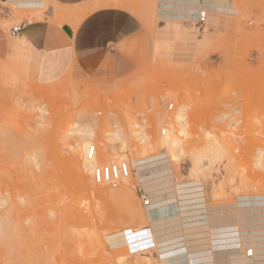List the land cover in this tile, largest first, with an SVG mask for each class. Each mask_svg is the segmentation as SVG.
Listing matches in <instances>:
<instances>
[{
	"label": "rangeland",
	"instance_id": "rangeland-1",
	"mask_svg": "<svg viewBox=\"0 0 264 264\" xmlns=\"http://www.w3.org/2000/svg\"><path fill=\"white\" fill-rule=\"evenodd\" d=\"M123 1L90 0V4ZM251 2L236 5L235 25L217 36L194 21L189 27L167 22L163 32L155 27L149 45L142 44L143 38L127 45L137 69L126 77L71 73L42 83L35 75L36 56L30 49L15 44L16 50L6 44L0 47V231L8 228L0 234V264L214 260L208 224L186 228L187 243L179 236L172 240L173 249L161 247L164 260L157 256L146 263L131 254L126 229L150 226L141 215L147 213L144 188L137 181L129 185L133 203L141 208L133 213L126 208L130 203H107L96 197L80 182L70 160L69 146L78 138L72 131L75 123L95 130L97 165L116 163L126 159L104 160L119 153L121 143L111 135L116 126L130 147L123 153L128 159L152 154L163 136L161 130L170 134L168 119L184 105L182 153L169 154L172 181L180 184L179 189L197 182L211 214H238L225 228H235L239 221L264 230V2ZM16 18L31 16L21 12ZM0 23L6 30L5 21ZM7 36V44L19 39L8 32ZM170 103H174L171 110ZM174 125L173 136H179L180 126ZM145 135L149 138L141 141ZM86 176L97 183L93 173ZM122 184L105 187L109 191ZM15 218L21 224L13 223ZM12 223L23 225L18 227L23 230Z\"/></svg>",
	"mask_w": 264,
	"mask_h": 264
},
{
	"label": "crops",
	"instance_id": "crops-1",
	"mask_svg": "<svg viewBox=\"0 0 264 264\" xmlns=\"http://www.w3.org/2000/svg\"><path fill=\"white\" fill-rule=\"evenodd\" d=\"M251 1L174 0L167 6L169 1L165 0H125L94 6L90 0H0V20L8 26L5 30L0 23V47L6 44L13 50L15 44L30 49L36 56L35 75L42 83L71 73L126 77L137 69L136 59L127 54V45L142 38V44L149 45L155 27L163 32L167 22L176 21L189 27L191 22L197 23L205 7L208 18L204 27L217 36L235 25L239 14L236 5ZM21 12L31 19L18 21L16 14ZM17 22L23 25L19 39L7 44L9 25Z\"/></svg>",
	"mask_w": 264,
	"mask_h": 264
},
{
	"label": "bare ground",
	"instance_id": "bare-ground-1",
	"mask_svg": "<svg viewBox=\"0 0 264 264\" xmlns=\"http://www.w3.org/2000/svg\"><path fill=\"white\" fill-rule=\"evenodd\" d=\"M165 1H169L166 4L167 6H171V2H173L174 0ZM202 6L204 5H201V7ZM202 9L206 10L205 7H203ZM185 107L186 105L182 106L179 113L172 115L168 119V123L166 124L170 128V134H166L167 130L165 129L163 136L160 138V141L158 142L157 146L155 147V151L152 154L136 155L133 156L132 159H128V156L123 153L125 150H129L130 147L126 144V141L122 134V130L117 126L114 128V132L111 135L113 137V140H118L121 143L118 150L119 153L111 154L104 160L110 162L111 160H129L132 167V174L131 176L123 180V184L120 187L109 189V191L105 187V185L108 183L97 182L95 180V183L97 182L96 185L91 181L90 178L86 176V172L92 173L94 166L99 162V155H96V157H94V159L92 160H89L87 158V151L89 147L93 145L92 142L96 137V132L92 127L88 125L80 126L75 123L72 126V131H74L78 135V138L75 140L74 144H70L69 149L72 153V157L70 160L79 173L80 182L84 184L88 189H90L96 197L106 201L107 203L117 202L114 200H123L127 202L126 205L130 203V205H127L130 207L126 208L131 209V212L133 213H139L141 208L140 205L136 202L133 203V201H135L134 192L130 189L129 185L133 181H137L144 188L148 198H150V204L146 207L147 213H142L141 215L143 219H145V221L150 222V226L146 229L127 228L125 233L127 235L130 253L140 256L142 258V261L146 263L152 262L153 258H156L157 256L163 259L164 251H162L163 248L161 247L167 246V249H165V251L173 249L170 248V246H172V240H174V238L176 237H182L183 242L187 243L188 240L185 236L186 228L191 227L195 224H208L209 226H211L213 254L215 257L212 261L196 264H264V237L261 236L264 230L260 228V225L251 224L252 226L249 227L250 224L241 225L239 221H237V227L225 228L224 226H231L229 224L234 222L232 221L234 219L231 220L230 217L238 218V214H211L208 207L204 203H202V192L199 189L197 182L190 183L192 186L191 188L179 189L180 184H175L172 181V176L170 174L169 154L171 152H175L178 154L182 153L180 135L184 136L186 131ZM175 123L180 126V129L177 131L179 136H173V134L176 132V127L174 125ZM150 133L152 135L155 134V132ZM138 134L142 135V132H138ZM148 138L149 136L145 135L140 137L139 139L141 141H144ZM176 200H178V202H176ZM175 202L176 204L178 203L177 207ZM254 208L256 209V207ZM239 211H241V209ZM255 216L258 217L259 215L255 214ZM12 222L18 223L19 220L18 218H15ZM13 223V227L16 228L17 226H15ZM19 224H21V222H19ZM19 224L16 225H18V227L23 226ZM18 227L16 229L20 231L21 228L19 229ZM0 228L2 229V227ZM247 228L250 229L247 230ZM227 230L231 232L225 233L224 231ZM2 231H4L5 233L6 231H8V228L6 229V231ZM2 231H0V234L4 235L2 234ZM246 233L247 235H245ZM91 239H93V237ZM250 248L254 250L252 256H248L247 254Z\"/></svg>",
	"mask_w": 264,
	"mask_h": 264
},
{
	"label": "built area",
	"instance_id": "built-area-1",
	"mask_svg": "<svg viewBox=\"0 0 264 264\" xmlns=\"http://www.w3.org/2000/svg\"><path fill=\"white\" fill-rule=\"evenodd\" d=\"M208 13L207 10L201 9L199 12V17L197 21V25L201 28L207 22ZM23 29V25L19 22L10 24L9 32L12 36L20 35ZM174 103L169 104V110L173 109ZM162 133L165 132V129L161 130ZM97 155V146L95 144L91 145L87 151V158L89 160L94 159ZM93 177L97 182H106L110 186L116 187L120 185L124 179L128 178L132 174V167L130 163L126 160L116 162V163H108L103 165H95L93 168ZM150 204V199L146 198L144 200V205L148 206ZM254 250L250 248L247 252L248 256H252Z\"/></svg>",
	"mask_w": 264,
	"mask_h": 264
}]
</instances>
